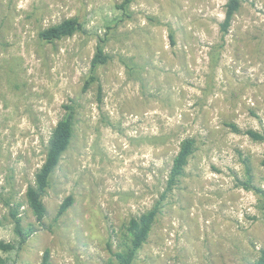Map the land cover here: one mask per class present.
I'll return each instance as SVG.
<instances>
[{
	"label": "rangeland",
	"instance_id": "obj_1",
	"mask_svg": "<svg viewBox=\"0 0 264 264\" xmlns=\"http://www.w3.org/2000/svg\"><path fill=\"white\" fill-rule=\"evenodd\" d=\"M0 0V242L18 246L14 215L33 233L7 264H114L128 222L165 191L173 159L196 141L134 264H255L264 249V0ZM83 26L52 43L40 33ZM173 34L174 42L170 35ZM101 43L109 62L84 90ZM74 138L43 197L26 192L64 105ZM236 125L240 132H235ZM73 204L61 216L67 197Z\"/></svg>",
	"mask_w": 264,
	"mask_h": 264
},
{
	"label": "trees",
	"instance_id": "obj_2",
	"mask_svg": "<svg viewBox=\"0 0 264 264\" xmlns=\"http://www.w3.org/2000/svg\"><path fill=\"white\" fill-rule=\"evenodd\" d=\"M128 2H130V0H126V3ZM240 7V0H229L225 19L221 24V32L223 37L228 34L232 26L233 19ZM82 30L83 26L79 20L77 18H70L62 21L59 24L44 29L40 33V38L45 42L52 43L64 38L72 37ZM170 38L172 42H174L173 34L170 35ZM109 60V54L105 52L104 47L100 43L97 46L96 52L91 61L89 75L84 85V90H87L92 85L96 83L98 84L99 101L102 100V86L100 84L98 71L102 66L106 65ZM63 108L65 110L64 116L52 131L45 161L35 175V183L30 185L26 192L28 207L31 209L38 223H42L47 215V208L43 201V197L50 187L51 177L58 167L62 156L68 150L75 135L78 115L77 106L75 103H71L64 105ZM231 126L235 132H240L236 125ZM246 134L253 141L264 144V132L251 129L246 131ZM195 150L196 141L193 138H187L181 143L180 149L173 159V164L166 182L165 191L161 194L159 200L150 210L143 213L139 217L132 218L128 222L121 237L119 251L114 254V264H134L139 251L149 239L153 226L162 211L164 202L167 200L168 195L171 194L181 182L189 160L194 154ZM261 164L264 167V157L261 161ZM72 204L73 198L71 196L67 197L60 206L58 215H63ZM13 218L15 220V232L19 238V242L18 246L13 243L0 242V250L5 253L13 252L17 248L22 247L33 233L32 228L24 229L22 227L20 218L15 215ZM49 258V252L46 251L42 264H48ZM0 264H7V259L0 257ZM255 264H264V249L261 251L260 256Z\"/></svg>",
	"mask_w": 264,
	"mask_h": 264
}]
</instances>
